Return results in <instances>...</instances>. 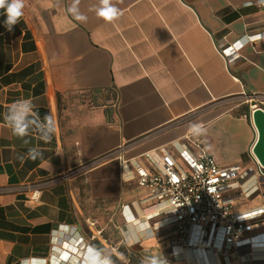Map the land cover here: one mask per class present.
I'll list each match as a JSON object with an SVG mask.
<instances>
[{
  "label": "crops",
  "instance_id": "crops-1",
  "mask_svg": "<svg viewBox=\"0 0 264 264\" xmlns=\"http://www.w3.org/2000/svg\"><path fill=\"white\" fill-rule=\"evenodd\" d=\"M111 3L120 15L109 22L97 15L101 0H24L11 32L0 9V264H84L88 249H77L71 228L113 264H198L172 246L173 231L126 220L147 195L132 178V159L153 170L148 153L163 148L183 165L181 144L197 139L221 167L239 168L236 211L264 205L247 97L257 95L264 110V44L245 45L233 59L221 52L264 27V7L257 0ZM24 101L26 135L19 136L9 116ZM35 185L41 198L28 202ZM209 257L264 264V218L227 258Z\"/></svg>",
  "mask_w": 264,
  "mask_h": 264
},
{
  "label": "built area",
  "instance_id": "built-area-1",
  "mask_svg": "<svg viewBox=\"0 0 264 264\" xmlns=\"http://www.w3.org/2000/svg\"><path fill=\"white\" fill-rule=\"evenodd\" d=\"M254 43L264 44V27L223 47L221 52L227 59L237 58L245 45ZM247 97L253 102V112L257 107V95ZM179 153L186 167L163 148L160 149V156L157 152L148 153L155 165L153 170L134 159L130 160L134 165L132 178L146 190L147 195L133 202L140 212L136 215L131 213L130 217L126 215V220L148 222L157 233L173 231L176 236L171 241L173 247L190 252L198 264L201 263L197 254L202 248L205 264H211L210 255L227 258L237 248L238 242L251 231L252 222L264 218V205L247 212L234 209L236 197L241 195L232 193L237 187L236 179L240 170L237 167H221L206 152L203 139H197L192 144H181ZM41 192L42 187L39 185L30 187L27 201L39 202ZM252 192L246 190L242 194L250 195ZM126 208L130 206L125 205ZM69 233L73 234L71 238L75 237L77 249H89L90 246L76 228H71Z\"/></svg>",
  "mask_w": 264,
  "mask_h": 264
},
{
  "label": "clouds",
  "instance_id": "clouds-1",
  "mask_svg": "<svg viewBox=\"0 0 264 264\" xmlns=\"http://www.w3.org/2000/svg\"><path fill=\"white\" fill-rule=\"evenodd\" d=\"M259 5L264 6V0H257ZM101 7L97 11V15L103 18L105 21H113L117 19L120 15V9L111 3V0H101ZM24 0H0V9L5 10L6 19L4 20V26L7 31L11 32L13 26L19 23L20 18L23 16ZM77 19L84 21L86 17L80 15ZM29 103L27 101L22 102V108L20 110H13L9 119L13 121V131L14 134L19 136L26 135V124L24 123V118L29 111ZM46 120L50 122V117H45ZM192 129L196 132H200L199 125H193ZM28 158L35 160L34 150H29ZM23 160V158H21ZM141 227L146 228L148 225H141ZM84 264H113L110 257H103L99 250L95 248H89L86 251L84 257ZM151 264H166L164 260L153 258Z\"/></svg>",
  "mask_w": 264,
  "mask_h": 264
},
{
  "label": "water",
  "instance_id": "water-1",
  "mask_svg": "<svg viewBox=\"0 0 264 264\" xmlns=\"http://www.w3.org/2000/svg\"><path fill=\"white\" fill-rule=\"evenodd\" d=\"M252 119L258 131V139L252 152L258 163L264 167V110L256 107L252 112Z\"/></svg>",
  "mask_w": 264,
  "mask_h": 264
},
{
  "label": "rangeland",
  "instance_id": "rangeland-1",
  "mask_svg": "<svg viewBox=\"0 0 264 264\" xmlns=\"http://www.w3.org/2000/svg\"><path fill=\"white\" fill-rule=\"evenodd\" d=\"M183 166H185L186 167V163L184 162L183 163ZM246 202V200H242L241 201V205H243L244 203ZM240 208V206H239V202H237L235 205H234V209L235 210H238ZM111 249H112V247H111ZM113 250V249H112ZM117 250V249H116ZM140 262V261H139ZM137 264V263H136Z\"/></svg>",
  "mask_w": 264,
  "mask_h": 264
},
{
  "label": "bare ground",
  "instance_id": "bare-ground-1",
  "mask_svg": "<svg viewBox=\"0 0 264 264\" xmlns=\"http://www.w3.org/2000/svg\"><path fill=\"white\" fill-rule=\"evenodd\" d=\"M200 251H201V252L199 253L200 255L197 254V256H203V255H202V248L200 249ZM205 261H206V258H205L204 256L202 257L201 260L199 259V262H200L201 264H203V263L205 264Z\"/></svg>",
  "mask_w": 264,
  "mask_h": 264
}]
</instances>
